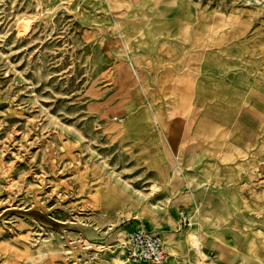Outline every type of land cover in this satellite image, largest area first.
<instances>
[{
  "label": "rangeland",
  "instance_id": "rangeland-1",
  "mask_svg": "<svg viewBox=\"0 0 264 264\" xmlns=\"http://www.w3.org/2000/svg\"><path fill=\"white\" fill-rule=\"evenodd\" d=\"M139 225L164 264H264V0H0V264Z\"/></svg>",
  "mask_w": 264,
  "mask_h": 264
},
{
  "label": "built area",
  "instance_id": "built-area-1",
  "mask_svg": "<svg viewBox=\"0 0 264 264\" xmlns=\"http://www.w3.org/2000/svg\"><path fill=\"white\" fill-rule=\"evenodd\" d=\"M122 248L123 259L142 264H164L169 256L162 233L145 225L135 227Z\"/></svg>",
  "mask_w": 264,
  "mask_h": 264
},
{
  "label": "bare ground",
  "instance_id": "bare-ground-1",
  "mask_svg": "<svg viewBox=\"0 0 264 264\" xmlns=\"http://www.w3.org/2000/svg\"><path fill=\"white\" fill-rule=\"evenodd\" d=\"M182 153H183V151H182ZM180 160V159H179ZM178 160V161H179ZM179 166L182 168V169H186V168H188V165L187 164H185V163H183V162H179ZM177 172V170H174V172L172 173V174H170L169 175V177H168V180H167V182H169L170 180H171V178L173 177V176H175L174 175V173H176ZM104 213H107V210L105 209L104 210ZM188 235H192V237H193V232L192 231H189L188 232ZM194 239H195V237H194ZM194 239H190V240H194ZM195 241V240H194ZM88 244H89V242H87ZM118 244V243H117ZM123 244L124 243H121V244H119V245H116V246H118V248H119V250H117V252H118V254L121 256V252H122V247H123ZM115 246V245H114ZM118 254H108V253H104L103 255H101V260H102V262L104 263V264H120V262H121V259H120V257H119V255ZM121 258H122V256H121ZM123 259V258H122ZM123 260H125V259H123ZM125 261H129V260H125ZM131 262H136V263H139V264H142V263H140V262H137V261H131Z\"/></svg>",
  "mask_w": 264,
  "mask_h": 264
},
{
  "label": "crops",
  "instance_id": "crops-1",
  "mask_svg": "<svg viewBox=\"0 0 264 264\" xmlns=\"http://www.w3.org/2000/svg\"><path fill=\"white\" fill-rule=\"evenodd\" d=\"M169 107H179V106H176V105L171 106V105H170ZM190 107H191V105H190ZM190 110H191V108H190L188 111H190ZM184 112H185V113H188L187 111H184ZM184 112H181V113H184ZM191 155H193V153H191ZM186 159H187V158H185V160H186ZM166 239H167V238H166ZM167 241H168L169 244H171L170 241H169L168 239H167ZM171 245H172V244H171Z\"/></svg>",
  "mask_w": 264,
  "mask_h": 264
}]
</instances>
